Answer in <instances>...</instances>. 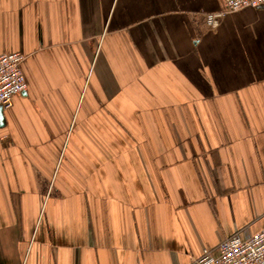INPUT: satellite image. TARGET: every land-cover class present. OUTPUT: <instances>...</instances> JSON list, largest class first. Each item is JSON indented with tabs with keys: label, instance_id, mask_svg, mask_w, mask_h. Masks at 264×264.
Returning <instances> with one entry per match:
<instances>
[{
	"label": "crops",
	"instance_id": "1",
	"mask_svg": "<svg viewBox=\"0 0 264 264\" xmlns=\"http://www.w3.org/2000/svg\"><path fill=\"white\" fill-rule=\"evenodd\" d=\"M0 0V264H198L264 227V6Z\"/></svg>",
	"mask_w": 264,
	"mask_h": 264
},
{
	"label": "built area",
	"instance_id": "2",
	"mask_svg": "<svg viewBox=\"0 0 264 264\" xmlns=\"http://www.w3.org/2000/svg\"><path fill=\"white\" fill-rule=\"evenodd\" d=\"M220 11L204 15L208 29H215L229 13L244 8L264 6V0H222ZM25 56L20 53L0 55V107L9 110L13 97L26 91V82L21 71ZM198 264H264V227L262 230L242 238L237 233L226 237L217 247L216 255L204 250Z\"/></svg>",
	"mask_w": 264,
	"mask_h": 264
},
{
	"label": "water",
	"instance_id": "3",
	"mask_svg": "<svg viewBox=\"0 0 264 264\" xmlns=\"http://www.w3.org/2000/svg\"><path fill=\"white\" fill-rule=\"evenodd\" d=\"M2 109H1V107H0V128H2Z\"/></svg>",
	"mask_w": 264,
	"mask_h": 264
}]
</instances>
